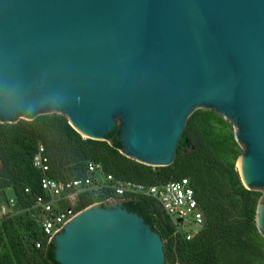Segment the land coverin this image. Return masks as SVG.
<instances>
[{
    "label": "water",
    "instance_id": "obj_1",
    "mask_svg": "<svg viewBox=\"0 0 264 264\" xmlns=\"http://www.w3.org/2000/svg\"><path fill=\"white\" fill-rule=\"evenodd\" d=\"M200 109L234 125L241 180L264 193V0H0V123L59 114L105 141L120 119L122 153L168 167ZM257 217L264 236V198ZM53 242L60 264L166 262L122 202L83 210Z\"/></svg>",
    "mask_w": 264,
    "mask_h": 264
},
{
    "label": "trees",
    "instance_id": "obj_2",
    "mask_svg": "<svg viewBox=\"0 0 264 264\" xmlns=\"http://www.w3.org/2000/svg\"><path fill=\"white\" fill-rule=\"evenodd\" d=\"M228 122L212 110L194 112L187 121L176 159L168 167H150L126 157L119 127L105 141H96L84 139L59 114L0 123V191L12 187L19 210L31 206L43 194L44 174L33 166L39 144L44 145L50 161L47 176L55 180L85 177L90 162L101 164L106 174L121 181L151 186L188 179L204 214V228L191 241L176 239L175 249L173 243L165 246L166 263L177 260L181 264H252L258 249L256 217L261 194L242 183L236 169L242 153ZM26 189L30 194H26ZM108 199L121 201L123 208L142 216L162 240L173 235L169 217L149 198H117L111 193L95 197L86 192L79 195L76 211ZM227 200L245 203V223L239 229L225 224ZM4 201L0 199V204ZM21 213L24 212L0 221V264H60L55 243L46 245L37 224ZM25 216L28 221L22 225ZM38 241H43V249L36 248Z\"/></svg>",
    "mask_w": 264,
    "mask_h": 264
},
{
    "label": "built area",
    "instance_id": "obj_3",
    "mask_svg": "<svg viewBox=\"0 0 264 264\" xmlns=\"http://www.w3.org/2000/svg\"><path fill=\"white\" fill-rule=\"evenodd\" d=\"M33 166L44 174L41 180L43 194L34 199L28 210L35 213L38 231L46 239V245L53 243L55 237L80 213L76 211L78 198L80 194L86 192L97 196L99 193H111L117 198H149L164 210L171 223L182 229L191 226L196 230L195 234L186 233L187 241L194 239L199 229L203 227V215L188 179L151 186L135 181H121L106 174L101 164L90 162L85 177L55 180L47 176L50 161L42 144L38 145L33 157ZM26 194H30L29 189H26ZM113 201L116 199H108L97 204ZM17 212H19L17 203L10 197L0 204V221ZM43 247V241L36 243L38 250Z\"/></svg>",
    "mask_w": 264,
    "mask_h": 264
},
{
    "label": "rangeland",
    "instance_id": "obj_4",
    "mask_svg": "<svg viewBox=\"0 0 264 264\" xmlns=\"http://www.w3.org/2000/svg\"><path fill=\"white\" fill-rule=\"evenodd\" d=\"M200 110L208 111V110H205V109H200ZM228 123L230 124V126H232L233 131L235 133L234 125L232 123H230V122H228ZM116 124H117V127L121 126L120 119H118L116 121ZM239 149H240L242 154L239 157V159L236 161V169H237L238 172H239L238 163L240 162L241 158L244 155L243 149L241 148L240 145H239ZM1 169H2V162L0 161V170ZM255 192H258L259 194H261L260 201L258 203V207H259L261 201L264 198V193H263V191H255ZM94 196L96 197L97 195L94 194ZM4 197H6V198L7 197H11L12 198L13 197V188L12 187H8V188L3 189V191H0V199H2V201L6 200V198H4ZM113 202L115 204H118L121 201L116 200V201H113ZM226 204H227V213H226V216H225V219H226L225 220V224H226V226L228 228H232V229L233 228H236V229L241 228L243 226V224L245 223V203L241 202V201H238V200H233V201L227 200ZM258 207H257V210H258ZM28 208L29 207L20 208L19 212H24V213H21V214H25V215L29 216L30 219L33 220L35 224H37L36 221H35V217H34L35 213L33 211H29ZM200 211H201V213H202V215L204 217L203 211L202 210H200ZM27 216L23 217L22 225L26 224V222L28 221V219H27L28 217ZM164 216H166V214H164ZM203 220H204V218H203ZM171 224H172V228H173L174 232H173V235L171 237H166V239L163 240L164 248H165V246L173 243L172 246L175 249V247H176V239H178V238H181L182 240L185 239L186 233L195 234L196 230L193 227H191V226H188L187 228L182 229V228L174 225L173 223H171ZM204 224H205V221L203 223L202 229L201 228L199 229L198 234H196V236H198L201 233V231L204 228ZM256 225H257V222H256ZM257 228H258V226H257ZM258 233H259L258 244H257L258 249H257V251L254 254L253 260L251 261L252 264H264V236L260 233L259 229H258ZM165 264H181V263L179 261H177V260H173L170 263H166L165 262Z\"/></svg>",
    "mask_w": 264,
    "mask_h": 264
},
{
    "label": "bare ground",
    "instance_id": "obj_5",
    "mask_svg": "<svg viewBox=\"0 0 264 264\" xmlns=\"http://www.w3.org/2000/svg\"><path fill=\"white\" fill-rule=\"evenodd\" d=\"M82 135H83V134H82ZM83 137L86 138V136H84V135H83ZM239 164H240V162L238 163V170H239V174H240V167H239ZM240 175H241V174H240ZM241 178H242V177H241ZM258 213H259V211H258ZM257 218H258V217H257Z\"/></svg>",
    "mask_w": 264,
    "mask_h": 264
}]
</instances>
